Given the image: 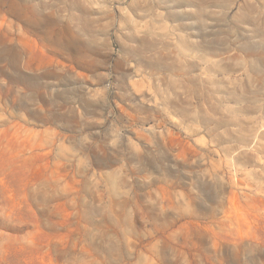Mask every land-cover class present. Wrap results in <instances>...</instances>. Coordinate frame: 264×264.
<instances>
[{
	"label": "rangeland",
	"instance_id": "374dc122",
	"mask_svg": "<svg viewBox=\"0 0 264 264\" xmlns=\"http://www.w3.org/2000/svg\"><path fill=\"white\" fill-rule=\"evenodd\" d=\"M0 264H264V0H0Z\"/></svg>",
	"mask_w": 264,
	"mask_h": 264
}]
</instances>
